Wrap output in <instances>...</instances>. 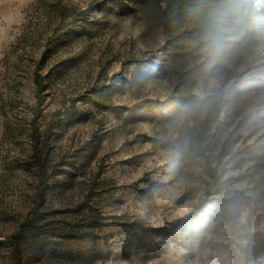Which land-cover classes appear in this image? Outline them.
<instances>
[{
	"label": "rangeland",
	"instance_id": "1",
	"mask_svg": "<svg viewBox=\"0 0 264 264\" xmlns=\"http://www.w3.org/2000/svg\"><path fill=\"white\" fill-rule=\"evenodd\" d=\"M140 2L0 0V264L264 261V105L249 112L246 104L230 103L264 90V79L229 94L204 152L197 149L200 125L181 114L168 123L155 119L156 110L127 117L141 100L178 95L173 78L137 65L168 60L172 47ZM74 23L78 30L69 31ZM194 44V37L186 39L183 49ZM259 62L264 71V58ZM203 68L188 61L192 91ZM35 71L45 90L37 91ZM72 99L76 106L61 115L49 148L60 173L49 169L40 179L28 158V130L34 120L43 130ZM231 134L236 139L222 159L221 180L235 196L234 209L215 217L210 205L200 217L180 221L211 197L210 164ZM178 147L182 163L171 168ZM33 208L47 217L36 238L44 247L23 250L19 262L8 236ZM135 219L151 228L132 225Z\"/></svg>",
	"mask_w": 264,
	"mask_h": 264
},
{
	"label": "trees",
	"instance_id": "2",
	"mask_svg": "<svg viewBox=\"0 0 264 264\" xmlns=\"http://www.w3.org/2000/svg\"><path fill=\"white\" fill-rule=\"evenodd\" d=\"M129 1L131 0H120V6H129ZM196 4L197 0H141L139 6L146 14L153 16L160 22L168 34V40L172 44V47L168 51V60L159 59L152 61L150 59H138L137 65L140 68L148 66L155 76H169L173 78L174 90L178 95L171 96L165 100L158 98L141 100L127 108V117L147 115L149 112L156 110L159 111L155 117L156 120L160 123L172 122L181 114L183 107L192 99V87L195 84V79H192L191 72L189 69H186V66L189 60H193L197 67L203 66L204 61H199L202 54L196 44L186 49H183L182 44L186 39L193 37L196 39L200 31L201 19L195 12ZM83 14L82 19H85V13ZM78 28V25L74 23L68 30L77 31ZM263 50L264 36L258 34L252 35L250 39L236 48L230 60L234 66L232 67L228 64L224 68L228 87L225 91L223 102L237 87L255 86L264 79V71H260L259 69L262 67L259 60L264 58L262 54ZM34 79L37 91L45 90L46 82L38 71H35ZM223 102L214 113L209 114L203 119L195 120L201 127L198 133L197 149L203 152L207 147L210 137H207L209 126L212 122L218 120ZM75 106L76 99L66 101L43 130L39 129L40 124H37L35 120L32 122L31 129L28 130L29 143L32 148V152L28 155V158L38 177H41L40 179H42L43 174L49 173V169L54 170L53 175L60 173L59 170L55 169V163H53L51 158L49 150L51 138L54 128L59 126L58 120H60L61 115L68 114L72 107ZM235 139L233 134L229 135L222 144L217 159L213 162L214 165L210 164L211 169L209 174L214 183V190L209 191L207 194L211 195V197H206L202 203L181 218L180 221L189 219L190 222V220L200 217L201 211L210 205L214 206V210L217 212L215 217L227 216V214L232 212L235 196L228 194V186L221 179L222 173L225 171V167L222 166V159L230 153L231 143H234ZM42 212L43 210L41 211L40 208L31 209L16 232L8 236V243L11 246L12 254L16 261L20 262L22 260L23 250L34 252L44 247L43 240L39 241L36 239L43 231L44 223L47 221V217ZM100 218L101 216L94 217L92 224H98ZM112 224L118 225L123 223L116 222ZM132 225H138L141 229L151 228L150 225H146L145 221L140 219H135ZM259 264H264V261H261Z\"/></svg>",
	"mask_w": 264,
	"mask_h": 264
},
{
	"label": "clouds",
	"instance_id": "3",
	"mask_svg": "<svg viewBox=\"0 0 264 264\" xmlns=\"http://www.w3.org/2000/svg\"><path fill=\"white\" fill-rule=\"evenodd\" d=\"M195 12L201 19L195 44L202 54L204 68L193 88L192 99L181 113V119L189 124L214 113L223 102L228 87L224 68L236 48L254 34L264 36V0H197ZM230 103L246 104L252 112L264 105V90ZM183 154L180 147L174 150L169 161L171 168L182 163ZM221 264L231 261L225 259Z\"/></svg>",
	"mask_w": 264,
	"mask_h": 264
}]
</instances>
